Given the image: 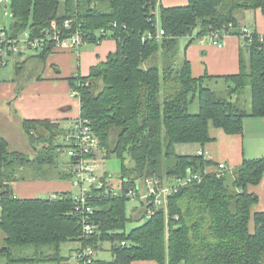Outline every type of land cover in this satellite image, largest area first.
Listing matches in <instances>:
<instances>
[{"label": "trees", "instance_id": "trees-1", "mask_svg": "<svg viewBox=\"0 0 264 264\" xmlns=\"http://www.w3.org/2000/svg\"><path fill=\"white\" fill-rule=\"evenodd\" d=\"M160 1L10 0L12 22L0 32L18 39L29 27L32 40L46 36L54 22L65 33L78 28L85 42L108 37L116 43L115 51L93 65L87 76L68 78L80 103L78 118L98 137L105 158L120 159V194L93 200L96 228L87 241L95 250L104 240L112 243L113 260L108 264H264V211L253 210L258 196L248 189L264 180V156L243 159L218 177L219 162L196 151L175 153L176 145L211 141L212 127L239 134L245 117L264 116V35L252 30L249 43L242 34L248 26H241L236 16L239 10L264 13V0H187L173 6ZM65 20L70 21L67 29ZM159 30L163 33L157 37ZM216 30L242 40L245 56L241 48L239 71L195 77L189 60L179 56L181 40L186 38L187 46ZM54 47L53 41H44L37 57L44 61ZM220 81L223 90L215 88ZM247 89L250 110L242 107ZM195 101L198 111L189 112ZM22 128L35 151L32 157L10 150L0 137V232L5 236L0 255L10 264L14 248L33 247V262L63 259L62 244L81 239L71 192L21 198L14 194L12 182L24 180L18 171L28 166L42 169L43 180H71L57 151L65 129L48 119H24ZM38 143L45 146L38 150ZM190 172L198 173L200 180L181 187L169 196L166 207L149 217L139 214L137 219L145 215L142 223L125 232V192L136 180H170ZM103 179L112 185L108 175Z\"/></svg>", "mask_w": 264, "mask_h": 264}, {"label": "crops", "instance_id": "crops-1", "mask_svg": "<svg viewBox=\"0 0 264 264\" xmlns=\"http://www.w3.org/2000/svg\"><path fill=\"white\" fill-rule=\"evenodd\" d=\"M160 3L165 6L183 5L187 3V0H161ZM236 16L241 26H248L254 32L264 35V13L260 9L239 10ZM186 41V38L181 40L179 56L189 60L193 76L199 77L205 73L215 76L229 75L239 71L243 45L239 36L225 34L222 36V47L212 44L207 37L196 39L187 46ZM115 49V41L106 37L96 43L84 41L77 49L54 47L44 61L37 55L21 59V63L29 65L28 71L35 73L21 82L14 79H0V104L5 103L6 107V109L0 107V137H3L8 144L11 139L27 141L22 128L24 119H48L52 122H60L64 127L73 119L78 118L80 103L78 98L72 95L68 78L76 74L87 76L93 65L104 61L107 55ZM243 52L242 48V56ZM14 54L16 53L7 54V56ZM22 55L21 51L18 56ZM210 136L212 140L203 146H197L196 152L199 149L204 150L210 155L209 159L216 163L223 162L229 170L238 166L243 159L264 156V116L245 117L242 132L239 134H227L221 128L212 127ZM56 182L54 179L34 183L19 180L12 182V187L14 194L21 198L36 197L35 194L41 191L48 194L71 191L66 185ZM248 189L258 196L253 210L264 211V180L257 185H249ZM4 238L5 236L0 232V250L4 248ZM101 244L102 242L98 244L97 250L102 248ZM80 245L79 241L75 243V250ZM106 250H109V256ZM60 256H62L61 251ZM62 257L63 259L49 262L81 264L76 259L74 261L72 255L71 260L75 263ZM112 260L110 245L109 249H104L102 255L98 256L97 253L95 264H108ZM130 264L159 263L154 260H134Z\"/></svg>", "mask_w": 264, "mask_h": 264}, {"label": "built area", "instance_id": "built-area-1", "mask_svg": "<svg viewBox=\"0 0 264 264\" xmlns=\"http://www.w3.org/2000/svg\"><path fill=\"white\" fill-rule=\"evenodd\" d=\"M4 0H0V3ZM69 20H65L63 28H68ZM64 30V29H63ZM56 23H52L50 29L46 30V36L34 38L30 40L24 36L18 39H9L4 32H0V55H7L8 52L16 53L21 51L24 46L40 49L42 43L46 40L53 41L55 48L77 49L84 42L83 33L78 29H73L70 32H63ZM251 28H242L243 37L252 40ZM163 32L158 31L157 37H160ZM228 33L219 32L218 30L210 33L206 37L217 47L223 46L222 36ZM262 40V36H259ZM98 41V40H97ZM75 96L76 92H72ZM64 133L60 135L59 146L57 151L61 155L66 154L68 160L65 161V169L71 173V184L76 187V192H71V200L73 203L72 213L76 217L80 229L79 238L80 247L72 254V258L76 259L81 264H95L96 251L92 245L87 243L95 232L96 225L93 222V200L100 196H117L120 194L119 187H114L106 183L103 179L104 175H98L96 169L99 166V159L104 156L105 152L100 147L99 139L93 133L87 121L76 118L64 126ZM103 153V154H102ZM204 158H210V155L202 149L197 151ZM228 167L219 162L216 168L217 176L223 175ZM199 181L198 173L190 172L186 177L174 178L170 180H160L155 177H143L136 180L135 185L131 186L125 192V195L130 197H138L144 204V213L147 217L154 214L155 210L160 207H166V202L169 196L177 192L181 187L190 184L194 181ZM55 197L54 194L51 195ZM84 242V243H82ZM121 241V245H125Z\"/></svg>", "mask_w": 264, "mask_h": 264}, {"label": "rangeland", "instance_id": "rangeland-1", "mask_svg": "<svg viewBox=\"0 0 264 264\" xmlns=\"http://www.w3.org/2000/svg\"><path fill=\"white\" fill-rule=\"evenodd\" d=\"M102 8L107 9L106 4L102 5ZM12 22L11 18V10H10V0H4L0 3V30L1 29H9ZM30 25V23H29ZM29 27H27L26 31L22 34L25 38L29 37ZM23 55L19 57L17 54L7 56L3 55L2 62H0V79L10 80L14 79L17 82L25 81L32 77L35 72L34 71H28L29 65H25V63H21V59L24 58H32L35 57L39 52L40 49H36L34 47H26L24 46L23 49H21ZM18 62L20 63L19 66H17ZM98 87H101V83L98 82ZM98 88V89H99ZM215 88H218L219 90H223L224 83L220 81L218 86H215ZM224 92V91H223ZM244 98H242V107L246 110H250V97H249V89H247L244 93ZM0 107L3 109H6L5 103H1ZM198 111V105L197 101H195L189 109V112L195 113ZM24 137V135H22ZM113 137H115V134L113 133V136H111V143L113 144ZM25 138V137H24ZM60 142V139L58 140ZM45 144L38 143L37 149L40 150ZM197 146L195 144H179L175 146V153L177 155H184V154H194L196 151ZM9 149L10 150H19L23 153L27 154L29 157L34 156L35 151L32 147H30L29 143L25 141V139L22 140H16L11 139L9 143ZM103 154V153H102ZM59 163H65L66 160H68V156L64 153L59 157ZM129 158L126 157L125 163H129ZM62 166V165H61ZM34 166H28L23 167L21 170L18 171L19 175H22L25 181L29 183L34 182H41L42 179V169H33ZM96 173L98 175H108L109 181L111 182L112 186L117 187V183L119 182L120 177V159L114 155H111L109 157L101 156L99 159V166L96 169ZM36 178V179H35ZM57 181L56 183H61L69 187L71 189V192H76V187L72 186L70 180H60V179H54ZM36 197H48V193L46 192H39L35 194ZM144 212V204L141 202V200L138 197H130L125 202V214L129 218V220L126 222L125 225V232H128L132 227L139 225L142 223V221L145 219V215L141 219H137L139 217V214ZM78 241H70L62 244L61 246V255L64 256L65 260H69L70 262H73L71 260V255L73 253V250H75V243ZM112 243L109 240L102 241V248H99L96 251L95 259L98 253L99 255H102L104 252V249H109V246ZM4 247V246H3ZM33 247H16L13 249L12 254L10 255V258L14 259V262L11 261L10 264H36L37 262L39 264H57L54 262L49 261H36L33 262L31 258H33ZM71 251V252H70ZM51 251H47L46 253H50ZM102 252V253H101ZM106 254L109 256V250H106ZM30 258L31 261H25L19 260L21 258ZM66 257L68 259H66ZM75 261V259H73ZM7 257L4 255L0 256V264L7 263ZM75 263V262H73Z\"/></svg>", "mask_w": 264, "mask_h": 264}]
</instances>
